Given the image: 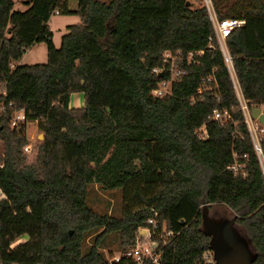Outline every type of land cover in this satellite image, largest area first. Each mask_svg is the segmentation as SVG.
Segmentation results:
<instances>
[{
    "label": "trees",
    "instance_id": "1",
    "mask_svg": "<svg viewBox=\"0 0 264 264\" xmlns=\"http://www.w3.org/2000/svg\"><path fill=\"white\" fill-rule=\"evenodd\" d=\"M211 1L218 18L244 19L225 43L248 106L264 105V0L234 11ZM68 2L24 0L25 9L13 10L14 0H0V262L106 264V238L119 234L125 249L156 211L174 231L159 264H215L203 256L211 249L201 217L207 204L235 216L255 249L252 264H264V178L206 7L189 0ZM57 12L79 17L58 46L48 26ZM39 41L46 61L11 66ZM165 49L182 50V72L169 94L155 95L168 76L153 70ZM72 92L83 94L81 106H69ZM214 110L229 117L216 119ZM14 111L26 118L16 127ZM27 121L42 132L34 144ZM259 141L264 156V131ZM236 158L244 163L237 173L226 168ZM90 183L123 191L119 216L87 203Z\"/></svg>",
    "mask_w": 264,
    "mask_h": 264
},
{
    "label": "built area",
    "instance_id": "2",
    "mask_svg": "<svg viewBox=\"0 0 264 264\" xmlns=\"http://www.w3.org/2000/svg\"><path fill=\"white\" fill-rule=\"evenodd\" d=\"M189 2L191 5L193 2H195L198 3L199 6H205L212 20L215 36L218 42V48L222 52L224 61L231 73L235 92L239 99V103L244 115V121L249 129L253 147L258 154L261 172L264 178V156L262 154L259 141V134L264 131V125L260 121H258L257 118H253L251 116L250 107L248 106L247 101L242 95L241 90L238 86V82L233 69L232 58L225 43V37L229 33V31L234 27L244 23V19L237 17L218 18L216 14H214L215 12L211 0H189ZM211 9H213V11H211ZM57 10H59V8H55L54 11ZM201 51V49L188 51L186 60L190 61L194 53H200ZM182 55L183 52L181 49L163 50L162 64L158 67H154L153 70L159 73H161L162 71H168V76L163 77L159 81L158 85L152 89L153 94L160 95L169 94L171 92L173 81H175L178 75L182 72L181 68L178 66L179 60H182ZM210 77L211 76H206L204 79H202L201 84L204 85L207 80H210ZM198 91H201V86L198 87ZM213 117L216 119H225L228 118L229 115L226 110H214ZM25 119L26 118L23 111H14L10 118V124L11 126L16 127L21 122H24ZM201 129H203V127L199 126L195 129V132L200 131ZM23 149L26 152H30V144H26ZM242 156L245 157L246 154H243ZM243 167L244 163L238 161L237 158L232 163L226 166L227 169H231L235 172L239 170L242 171ZM141 228H143L145 231L143 234L139 232ZM173 235L174 231L168 229L166 227L165 221L159 219L158 213L154 211L153 214L147 218L146 224L138 227L136 238L131 245H129L125 249H118L116 251H112L111 253L106 252V264H159L162 247L169 241V239ZM203 256L207 261H212V250H205ZM0 264L3 263L0 262Z\"/></svg>",
    "mask_w": 264,
    "mask_h": 264
},
{
    "label": "rangeland",
    "instance_id": "3",
    "mask_svg": "<svg viewBox=\"0 0 264 264\" xmlns=\"http://www.w3.org/2000/svg\"><path fill=\"white\" fill-rule=\"evenodd\" d=\"M248 0H224V4H222V9H229L234 11L237 6L242 5ZM198 3L193 2L192 6H197ZM28 5L24 3V0H14V4L12 9H20L23 10ZM69 7L76 6V0H69ZM213 11V9H211ZM215 12V9H214ZM216 14V13H214ZM79 20L78 15L69 14V13H53L50 16L48 21V26L52 30L53 41L56 46L60 44L61 36L64 32L67 31V25L70 23L77 22ZM47 59V48L44 41L35 42L28 48H26L22 57L20 58L19 63H35V62H44ZM14 63V64H13ZM12 67H14L15 61H13ZM18 64V63H17ZM234 77V76H233ZM235 81V78H234ZM82 99L83 94L80 92ZM264 110V105H260ZM24 124V132L29 140L30 144H34L35 142L41 140L42 132L37 128V124L35 121H27ZM11 125V124H10ZM3 151V142L0 140V153ZM26 152V151H25ZM28 153V159L32 158V153L34 150ZM3 196V193L0 190V197ZM122 196L123 191L120 188L107 189L104 190L99 187L97 183H90L88 185V195H87V203L98 212H107L113 215L119 216L121 214L122 208ZM223 207H214L211 212L217 216H229V211ZM226 210V211H225ZM26 236L21 237L18 241H23ZM17 241V242H18ZM119 234L113 232L111 233L104 242V247L102 248L104 252H112L119 249Z\"/></svg>",
    "mask_w": 264,
    "mask_h": 264
},
{
    "label": "water",
    "instance_id": "4",
    "mask_svg": "<svg viewBox=\"0 0 264 264\" xmlns=\"http://www.w3.org/2000/svg\"><path fill=\"white\" fill-rule=\"evenodd\" d=\"M251 116L264 125V110L260 105L250 107ZM202 226L210 236V247L215 264H252L256 253L249 239L235 226V216L214 215L204 204ZM140 233L145 231L141 228Z\"/></svg>",
    "mask_w": 264,
    "mask_h": 264
},
{
    "label": "crops",
    "instance_id": "5",
    "mask_svg": "<svg viewBox=\"0 0 264 264\" xmlns=\"http://www.w3.org/2000/svg\"><path fill=\"white\" fill-rule=\"evenodd\" d=\"M20 58L18 60H15V64L19 63ZM82 104H83V99L80 92H72L69 98V106H81Z\"/></svg>",
    "mask_w": 264,
    "mask_h": 264
}]
</instances>
